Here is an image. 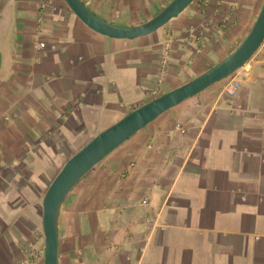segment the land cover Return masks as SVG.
<instances>
[{"label":"crops","instance_id":"0c3cea01","mask_svg":"<svg viewBox=\"0 0 264 264\" xmlns=\"http://www.w3.org/2000/svg\"><path fill=\"white\" fill-rule=\"evenodd\" d=\"M82 1L133 23L168 0ZM263 1L193 0L155 32L117 39L64 0H0V264H43L41 197L63 161L224 58ZM237 74L235 95L226 77L182 100L72 187L58 264H264V40Z\"/></svg>","mask_w":264,"mask_h":264},{"label":"water","instance_id":"95a60500","mask_svg":"<svg viewBox=\"0 0 264 264\" xmlns=\"http://www.w3.org/2000/svg\"><path fill=\"white\" fill-rule=\"evenodd\" d=\"M64 1L75 16L91 30L111 38L133 39L155 32L175 18L193 0H168L154 15L131 25H118L99 17L82 0ZM263 40L264 1L251 27L228 55L196 76L129 110L121 118L92 135L63 161L47 183L41 197L43 264H58V220L63 200L72 187L103 157L154 118L244 66Z\"/></svg>","mask_w":264,"mask_h":264},{"label":"rangeland","instance_id":"374dc122","mask_svg":"<svg viewBox=\"0 0 264 264\" xmlns=\"http://www.w3.org/2000/svg\"><path fill=\"white\" fill-rule=\"evenodd\" d=\"M85 2H86V1H84V4H85ZM167 2H168V1H166V2L164 1V5H165ZM164 5H162V6H164ZM87 6H88V8L90 9L89 5H87ZM162 6H161V7H158V9H156L155 11H152L149 15H147V17H150V16L154 15L158 10H160V9L162 8ZM90 10H91V9H90ZM98 16L102 18L101 15H98ZM147 17H144V18H147ZM143 21H144V19H143ZM110 22H112V23H114V24H118V25H131V24H135V23H137V22H138V23H139V22H142V21L139 20V21H136V22H133V23H129V22H126V21L122 20L120 17H117L114 21H110ZM227 55H228V54H227ZM221 59H222V58H221ZM221 59H220V60H221ZM220 60H219V61H220ZM217 62H218V61H217ZM204 70H205V69H204ZM204 70H203V71H204ZM200 73H201V72H200ZM191 76L194 77V76H196V75H191ZM192 77H191V78H192ZM183 82H185V81H183ZM180 84H181V83H180ZM121 117H122V116H120L119 118H121ZM119 118H118V119H119ZM118 119H116V120H118ZM116 120H115V121H116ZM115 121H113V122H115ZM113 122H111V123H113ZM111 123H108V124H106V125H102V124H101V125L99 126V128L97 129V132H96V133L100 132L101 130H103L106 126L110 125ZM90 132H91V131H90ZM96 133H95V134H96ZM84 136H87V134L84 135ZM84 136L81 138L82 140L85 139ZM84 142H85V140H84ZM84 142H83V143H84ZM59 167H60V166H59ZM83 177H84V176H83ZM83 177H82V178H83ZM82 178H81V179H82ZM77 183H79V181H78ZM74 187H75V186H74ZM74 187H73V188H74ZM73 188L68 192L67 196L70 194V192L73 190ZM39 211H40V207H39ZM33 249H34V251H35L36 248L33 247ZM34 251H33V252H34Z\"/></svg>","mask_w":264,"mask_h":264},{"label":"built area","instance_id":"2783aa9c","mask_svg":"<svg viewBox=\"0 0 264 264\" xmlns=\"http://www.w3.org/2000/svg\"><path fill=\"white\" fill-rule=\"evenodd\" d=\"M241 68H239V69H241ZM239 69H237L235 72H233L232 74H230L228 76L229 79L224 84V91H225V93L227 95H235L236 92H237V90H238V88H239L240 80H239V77H238V74H237V71ZM31 255H33V256L35 255L33 251L31 252ZM23 263H25V262H23Z\"/></svg>","mask_w":264,"mask_h":264}]
</instances>
